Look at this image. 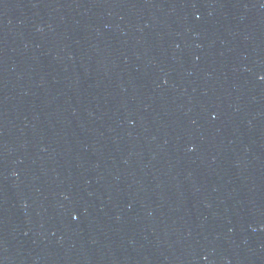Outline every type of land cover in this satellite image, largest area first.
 I'll return each mask as SVG.
<instances>
[{"label": "water", "instance_id": "obj_1", "mask_svg": "<svg viewBox=\"0 0 264 264\" xmlns=\"http://www.w3.org/2000/svg\"><path fill=\"white\" fill-rule=\"evenodd\" d=\"M247 178L264 249V0H221Z\"/></svg>", "mask_w": 264, "mask_h": 264}]
</instances>
